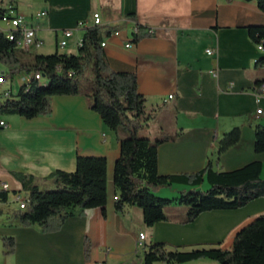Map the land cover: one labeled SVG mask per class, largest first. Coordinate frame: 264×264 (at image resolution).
<instances>
[{"label": "crops", "instance_id": "obj_1", "mask_svg": "<svg viewBox=\"0 0 264 264\" xmlns=\"http://www.w3.org/2000/svg\"><path fill=\"white\" fill-rule=\"evenodd\" d=\"M11 1L0 0V7ZM15 5L28 25L39 27L37 34L43 40L39 49L18 48L26 62L38 54H78V42L85 32L76 29L78 23L92 26L94 14L101 15L103 40L107 41L104 50L111 69L137 75L139 93L147 98L149 108L165 104L145 130V137L155 140L163 131L183 130L175 141L159 147L160 174L196 173L209 163L216 171H233L259 161L264 178V152L255 151V125L264 126V95L256 92L264 68L256 63L264 50L249 35V27L264 26V12L256 1L16 0ZM41 11H47V15L38 17ZM136 27L146 33L139 41L134 35ZM65 29H74V34L61 48L58 43L64 39ZM152 29L155 35L148 36ZM43 48L47 51H41ZM4 69L0 75H6L8 70ZM32 78V74H23L21 86ZM5 81L7 78L0 84ZM4 91H11L13 96L14 83ZM258 109L263 112L258 114ZM0 121L8 124L0 128V186L10 185L7 202L0 200V264H143L145 249L159 242L184 251L230 249L233 245L232 237L228 244L222 243L229 230L224 212L236 210L204 212L195 221L182 223L187 209L175 202L166 209L169 220L148 226L141 207L127 205L121 212L116 209L114 172L121 156L120 142L116 132L89 108L85 96H54L50 115L33 119L1 116ZM235 127L242 130L241 140L219 154L220 139ZM79 156L106 157L105 208L83 213L75 205L67 207L63 212L67 219L56 232H44L38 223L21 225L15 218L19 209L10 205L16 203L17 193L27 192L15 175L34 176L40 190L47 191L55 188L47 177L58 169L75 171ZM203 184L174 183L156 194L178 198ZM259 200L264 202L260 198L249 204ZM244 226L236 228L233 239ZM140 233L146 234V240L140 241ZM4 237L15 239L14 252L8 253L3 246ZM87 239L91 244L89 258L85 252ZM154 264L216 262L205 258Z\"/></svg>", "mask_w": 264, "mask_h": 264}, {"label": "trees", "instance_id": "obj_2", "mask_svg": "<svg viewBox=\"0 0 264 264\" xmlns=\"http://www.w3.org/2000/svg\"><path fill=\"white\" fill-rule=\"evenodd\" d=\"M247 1H256L264 12V0ZM139 29L137 41L146 36L145 30L142 27ZM84 30L78 54H38L30 62L22 58L15 41L0 34V64L9 69L4 78H12L21 72L33 75L32 80L21 86L14 98H9L0 106V117L4 114L27 119L46 116L52 113L54 96H85L89 108L97 112L104 123L116 132L120 142L121 156L114 172L118 192L116 209L121 212L127 205L141 207L148 226L169 220L166 209L175 202L187 209L181 222L191 223L204 212L237 210L264 198L263 166L259 161L233 171H216L209 163L196 173L160 174L159 147L175 141L183 130L172 133L163 131L155 140L140 136L165 104L149 108L147 98L139 93L137 75L111 69L101 44L105 36L102 26H88ZM249 35L254 42L264 47V26L249 27ZM256 64L264 68V56ZM38 72L45 77L36 78ZM44 79L48 83H43ZM263 86L264 78L257 80L258 94H261ZM241 135L239 127L224 134L219 141V154L238 144ZM255 138V151L264 152L262 124L255 125ZM15 176L21 181L29 199L28 207L16 211L15 218L26 227L38 223L44 232H56L67 219L63 213L67 207L75 205L84 213L91 208H105L107 204L106 157L79 156L75 171L58 169L47 177L55 185V188L47 191L40 190L34 176L22 173ZM205 180L210 184L207 191L182 192L178 198H162L156 194L174 183L197 186ZM0 200L7 202L6 191H0ZM2 241L8 253L14 252L13 237H4ZM85 252L89 258V239L86 240ZM205 258L219 264H264V214L237 232L230 249L212 247L184 251L169 249V244L159 242L145 249L143 264L185 263Z\"/></svg>", "mask_w": 264, "mask_h": 264}, {"label": "built area", "instance_id": "obj_3", "mask_svg": "<svg viewBox=\"0 0 264 264\" xmlns=\"http://www.w3.org/2000/svg\"><path fill=\"white\" fill-rule=\"evenodd\" d=\"M16 0H12L6 7H0V34H4L5 37L11 41H15L17 43V48H22L25 50L39 49L43 46V40L38 37V29L37 26L28 25L25 15L17 12ZM47 15V11H41L37 14L38 17H44ZM3 23L5 26H2ZM92 26H101V15L99 13L94 14V22ZM88 27L86 22H79L77 25L78 29H85ZM140 32L139 27H136L134 35H138ZM115 34H119V31H115ZM64 35V39L60 40L58 46L64 48L68 44V38L72 37L74 34V29H65L62 31ZM148 36L155 35V30H148ZM83 39L78 42V46H82ZM102 46L105 47L107 45V41H102ZM131 43L127 44V47H131ZM260 50H264L263 44L259 45ZM210 54L213 53L212 50H208ZM35 77H45L41 72L35 74ZM4 75H0V83L4 82ZM5 96H11V91H5ZM264 95V86L261 89V94ZM262 109H258L257 113L261 114ZM8 124L5 121H0V127L5 128ZM10 185L8 183H3L0 186V191H9ZM117 199V197H116ZM15 201L19 203L20 209H26L28 207L29 199L27 195H23L17 193L15 195ZM146 234L140 233V241L146 240Z\"/></svg>", "mask_w": 264, "mask_h": 264}, {"label": "rangeland", "instance_id": "obj_4", "mask_svg": "<svg viewBox=\"0 0 264 264\" xmlns=\"http://www.w3.org/2000/svg\"><path fill=\"white\" fill-rule=\"evenodd\" d=\"M33 1H37V0H33ZM2 26H5L3 23H1ZM41 51H47L46 48H43ZM3 64H0V72L2 71L3 68ZM5 71H9V69H4ZM7 71V73H8ZM27 72H21L19 74H17L15 76V78H7V81H5V83L3 84H0V106L6 102V100H8L9 98H14L20 88H21V82H22V77H23V74H26ZM262 73V71H261ZM264 73V72H263ZM46 80V79H44ZM42 80V81H44ZM11 83H14V91L16 92L13 96L11 95L10 97H7L4 95L5 91L4 89L9 87V85ZM10 115H2V117L4 118H8ZM146 134H148L147 131H143L140 133V136H145ZM210 188V184L208 182H205L200 189L198 190H202V191H207L208 189ZM163 198V197H162ZM11 208L13 209H20L19 207V203H12L11 205ZM225 213V219H226V223L228 225V232L226 234V237L224 239H222V243L223 244H228V238H231V241H230V244L232 245V241L234 240L233 239V236L235 234L234 231H236V228H238L239 226H244V225H247L248 223H250L254 218L260 216L261 214H264V202L263 200H259V201H256V202H253L251 204H249L247 207L243 208V209H240V210H236V211H226L224 212ZM231 235H230V234ZM229 234V235H228ZM230 246V245H229ZM216 264H219L216 262Z\"/></svg>", "mask_w": 264, "mask_h": 264}, {"label": "bare ground", "instance_id": "obj_5", "mask_svg": "<svg viewBox=\"0 0 264 264\" xmlns=\"http://www.w3.org/2000/svg\"><path fill=\"white\" fill-rule=\"evenodd\" d=\"M36 78H41V77H36ZM173 95L170 96V98L172 97ZM9 97V96H8Z\"/></svg>", "mask_w": 264, "mask_h": 264}]
</instances>
